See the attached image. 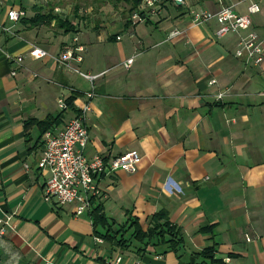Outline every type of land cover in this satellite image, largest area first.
<instances>
[{"label": "crops", "instance_id": "1", "mask_svg": "<svg viewBox=\"0 0 264 264\" xmlns=\"http://www.w3.org/2000/svg\"><path fill=\"white\" fill-rule=\"evenodd\" d=\"M249 1L260 6L251 27L264 58V0ZM249 1H168L157 14L127 25L125 7L115 2L94 15L90 7L83 15L81 4L67 18L59 15L69 14L62 1L48 0L47 11L36 0H0V238L33 264H112L116 258L119 264H207L193 254L213 243L214 259L223 264H264V61L256 68L236 59L235 36L217 39L214 22L195 27L188 17L222 6L245 14ZM10 9L22 10L25 22L48 14L75 30L65 34L51 21L48 35L24 23L5 34ZM31 46L48 58H29ZM67 49L68 68L53 60ZM8 56L23 61L16 65ZM72 94L76 113L90 106L87 159L139 157L134 173L101 176L93 202L114 228L136 218L145 231L150 217L165 211L182 232L178 258L151 247L120 251L93 236L87 213L75 217L72 206L44 201L49 172L38 167L44 135L25 124L56 117L57 101ZM73 115L62 113L54 130ZM207 227L210 234L199 232Z\"/></svg>", "mask_w": 264, "mask_h": 264}, {"label": "built area", "instance_id": "2", "mask_svg": "<svg viewBox=\"0 0 264 264\" xmlns=\"http://www.w3.org/2000/svg\"><path fill=\"white\" fill-rule=\"evenodd\" d=\"M172 4L181 3V0H170ZM249 1V0H247ZM166 3L165 0H142L139 13H143L140 19L139 13H133L130 17L132 24L144 20L146 14H157ZM258 3L249 1L245 14L237 13L233 7H220L217 11H189L188 17L193 26L205 25L209 22L216 24L215 37L221 39L228 35L237 38L234 57L244 59L253 67H260L263 64V44L257 34L252 30L251 17L259 14ZM25 17L22 10L10 9L6 13L7 21L11 26H2L1 31L12 35V27ZM173 36L177 33H172ZM119 40V38H116ZM27 56L34 61L48 58V54L38 47L31 46ZM70 49L57 55L53 60L64 67H69L72 60ZM10 62L20 65L23 57H7ZM132 58L126 60L122 67L128 70L132 65ZM82 78L93 81L95 77H89L74 71ZM14 76L15 72H11ZM214 81L209 82L212 85ZM222 95L216 96L221 99ZM87 100L92 98L91 94L86 95ZM60 111H67L63 100L57 101ZM90 111L89 103L85 104L78 113L69 118L60 130L48 131L43 136V151L39 156L38 167L49 172L43 188V199L45 202L53 200L59 206H72L73 215L79 217L88 213L91 203L100 196L97 180L108 173L121 171L134 173L139 157L135 152L124 153L118 157L104 162L99 156L91 159L85 157V149L88 143V130L86 126V114ZM0 220V237L4 230ZM248 240V239H246ZM101 242L100 240H97ZM120 258H116L112 264H119ZM41 264H50L43 261Z\"/></svg>", "mask_w": 264, "mask_h": 264}, {"label": "trees", "instance_id": "3", "mask_svg": "<svg viewBox=\"0 0 264 264\" xmlns=\"http://www.w3.org/2000/svg\"><path fill=\"white\" fill-rule=\"evenodd\" d=\"M165 1L168 2L170 0ZM107 2H115L116 4L123 5L125 7V15L129 20L127 25H130L132 24L130 17L133 13H139L142 0H107ZM139 17L143 19V13H139ZM51 21H54L56 28L63 30L65 34L73 33L75 30L73 25L67 21L50 17L48 14L35 15L34 18L30 19L28 22H25L23 18L18 23H24L33 28L39 25H48ZM75 98L76 95L72 94L65 99L64 103L67 107V112L76 114L72 106ZM62 113H64V111H61L56 117H47L41 122L29 120L26 122L25 127L27 128L31 125H35L42 137L46 132L53 131L55 127L60 125L63 120ZM87 215L92 224L93 236L99 237L108 245L115 243L120 251L132 250L140 254L145 251L147 247H151L157 250L160 255L173 253L178 258L180 252L184 249L182 232L180 228L170 223L165 211H159L152 215L148 220V228L145 231L141 230L136 218H128L121 227L114 228L113 223L109 222L104 216L101 204H95L93 201ZM98 229L104 232L100 233ZM199 232L210 234L212 228L207 227L199 230ZM214 253L215 244L213 243L209 247L193 255L194 257L201 258L202 263L223 264L221 261L214 259Z\"/></svg>", "mask_w": 264, "mask_h": 264}, {"label": "rangeland", "instance_id": "4", "mask_svg": "<svg viewBox=\"0 0 264 264\" xmlns=\"http://www.w3.org/2000/svg\"><path fill=\"white\" fill-rule=\"evenodd\" d=\"M38 3L35 6H39L40 4L48 11V0H36ZM62 1L63 3H68L69 6V14L60 13L59 15L61 17L67 16L70 17L71 15H75L74 8L77 6L78 8L81 7V4H84V7H81V11L83 14V11L88 9H91L92 11L94 9H101L102 6L106 5L107 0H58ZM88 7V8H87ZM105 7V6H104ZM65 8V6H63ZM95 11L91 13V15H94ZM84 15V14H83ZM36 32L38 33H44V35H48V26L40 25L39 27L35 28ZM0 264H33L31 261L24 258L21 253H19L18 250L9 247L3 239H0Z\"/></svg>", "mask_w": 264, "mask_h": 264}]
</instances>
